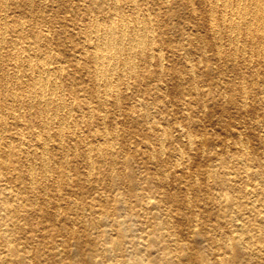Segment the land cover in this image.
I'll return each instance as SVG.
<instances>
[{
  "label": "bare ground",
  "instance_id": "1",
  "mask_svg": "<svg viewBox=\"0 0 264 264\" xmlns=\"http://www.w3.org/2000/svg\"><path fill=\"white\" fill-rule=\"evenodd\" d=\"M240 64L252 74L264 66V0H0V264H264V184L239 186L241 202L208 171L213 223L177 203L179 192L188 201V189L203 183L189 151L212 146L177 118H191L192 100L236 104V86L220 78L244 79ZM202 75L217 77L208 92ZM173 78L177 94L189 85L177 109L164 94ZM249 93L241 92L243 107ZM127 123L141 133L126 154ZM223 127V150L212 155L237 169L227 178L261 177L264 137L255 150L251 121ZM137 160L154 171H133ZM127 176L138 180L121 187ZM107 177L120 194L111 208L77 202L55 224L34 220L49 183L83 188ZM169 183L174 192L163 189Z\"/></svg>",
  "mask_w": 264,
  "mask_h": 264
},
{
  "label": "rangeland",
  "instance_id": "2",
  "mask_svg": "<svg viewBox=\"0 0 264 264\" xmlns=\"http://www.w3.org/2000/svg\"><path fill=\"white\" fill-rule=\"evenodd\" d=\"M183 13L186 23H189L193 26V22L196 21V18L192 17L187 11L180 10ZM200 17V16H199ZM191 26V27H192ZM175 31H172V34ZM203 36H205L206 41L212 46V39L205 33L201 32ZM175 39H178L175 37ZM62 43L65 44L68 39L62 38ZM184 41L176 40V43L181 45ZM258 47H255L256 51ZM212 49L208 53H212ZM225 53L226 56L231 57L232 50L226 49ZM211 63V62H208ZM182 64H177V69H180ZM219 68H224V64L218 65ZM244 65L240 64L239 72H243L244 79L240 78V75H236L233 72H229L221 77V81L225 83H229L233 86H236V90H232L229 92V95L237 100V103L233 105L224 104L222 100L218 102L210 101L206 107H202L197 103V101H193L190 104L191 110V118L188 120H182V118H177L178 122L189 123L192 124L194 130L197 134H201L202 138H207L212 146H205L201 145L204 143H197L193 149L189 151V156L191 157V162H193L195 168L199 169V177L202 180V186L200 189L196 187H190L188 191L191 193L190 200H186L184 194L180 193L178 196L177 203L181 205H192L196 208L197 213L192 215L194 219H199L202 223H213L218 221L219 210L212 202L210 196H206L205 192L207 189H210L212 186V182L210 178L208 179V171L215 170L218 172L219 176L224 179L220 185H232L233 188L229 190V197L233 199H238L241 202L248 201L246 195H244L239 190L240 187H248V188H257L259 184H264V164L257 166L256 169L260 171L261 177L255 178L253 180H245L236 175V173L232 174L231 177L224 174L225 171H232L237 172L236 168L226 167L221 164L220 160L213 158L212 151L216 149L217 151L221 152L223 150V146L220 143L222 137L225 136V131L223 125L228 123L232 120H235L239 117L246 119L247 121H251L253 123V130H249L248 136L252 139L253 149H259L260 143L258 138L260 136L264 137V83H261L264 76V66H254L255 72H259V74H252L248 73V68L244 69ZM217 77H206L205 75L199 76L197 82L200 86L205 88L206 92L209 91V84L215 82ZM261 80V81H260ZM179 80L173 78L169 82V87L164 89V94L169 99L175 101L174 107L177 109L179 107L180 101L182 100L184 95L189 93V85L186 84L181 86L179 90L180 93H175L176 85L179 83ZM247 89L250 91L249 96L247 98V102L243 107V102L240 100L241 92L243 89ZM216 89L213 88L212 90ZM211 90V91H212ZM187 92V94H186ZM189 95H187V98ZM190 99V98H189ZM247 108V109H246ZM196 121L198 122L196 124ZM126 134L122 137L121 143H124L128 146V149L123 151V153H130L134 152L136 148L133 147L135 133L140 134L136 125L132 123H127L125 125ZM172 145V144H171ZM205 148V151L203 149ZM260 151V150H259ZM224 154V153H223ZM225 155V154H224ZM170 163H165L163 165H159L160 168H166V166H170ZM128 164L123 163L119 164V170L123 171V169L127 168ZM150 167H154L152 165H148L146 162H141L137 160V162H132L131 169L137 173L144 174L147 172H153ZM75 173V171H72ZM225 175V176H224ZM225 178L227 181L225 182ZM233 178L235 181H233ZM112 178L107 177L105 179L97 181V179H93L87 181L83 188L78 187L77 185L61 183L60 185L56 186V184L49 183V187L47 192L49 195L43 194L40 196L39 202L36 207L44 208V212H38L34 215V220L42 221L46 225L55 224L57 223V217L60 214H70L72 211L70 207L75 206L77 202H82L87 205V207L93 205L95 207H107L111 208L112 203L116 200V198L120 195L119 190L114 188L112 185ZM138 180L137 178H132L130 176L124 177L120 183L121 187H130L132 186L135 181ZM174 183V182H173ZM177 183V182H176ZM172 185L166 184L163 188L167 192H174L175 190L172 189ZM104 201H108L110 204H106ZM35 207V208H36ZM88 211V210H86ZM190 212L184 213V223H189V218L192 216L189 214Z\"/></svg>",
  "mask_w": 264,
  "mask_h": 264
}]
</instances>
